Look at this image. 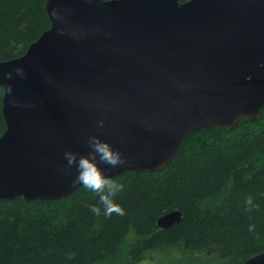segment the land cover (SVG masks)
Returning <instances> with one entry per match:
<instances>
[{
	"label": "water",
	"instance_id": "1",
	"mask_svg": "<svg viewBox=\"0 0 264 264\" xmlns=\"http://www.w3.org/2000/svg\"><path fill=\"white\" fill-rule=\"evenodd\" d=\"M50 26L0 62V201L49 202L83 187L64 153L96 136L158 172L186 138L264 109V0H45ZM21 71L17 72L16 69ZM103 121V126L98 122ZM179 210L160 216L169 229ZM241 264H264V251Z\"/></svg>",
	"mask_w": 264,
	"mask_h": 264
},
{
	"label": "trees",
	"instance_id": "2",
	"mask_svg": "<svg viewBox=\"0 0 264 264\" xmlns=\"http://www.w3.org/2000/svg\"><path fill=\"white\" fill-rule=\"evenodd\" d=\"M44 1L0 0V62L22 56L49 28ZM113 180L123 215L93 212L103 205L84 186L57 201H0V264H137L153 252L189 259L213 249L217 264H241L264 251V109L255 121L192 133L161 171ZM172 210L179 223L157 227Z\"/></svg>",
	"mask_w": 264,
	"mask_h": 264
},
{
	"label": "clouds",
	"instance_id": "3",
	"mask_svg": "<svg viewBox=\"0 0 264 264\" xmlns=\"http://www.w3.org/2000/svg\"><path fill=\"white\" fill-rule=\"evenodd\" d=\"M16 71L20 72L21 69L17 68ZM103 123V121L98 122L101 127ZM88 147L90 150L86 155L71 150L64 153L67 165L75 166L77 170L73 183L81 184L98 195L99 203L103 205V209L93 205L92 211L96 214L99 215L103 211L105 215H111L113 212L123 215L124 209L114 201V197L121 190L122 185L107 177L100 167V163L113 167L123 163L122 154L111 144L96 136L88 138Z\"/></svg>",
	"mask_w": 264,
	"mask_h": 264
},
{
	"label": "rangeland",
	"instance_id": "4",
	"mask_svg": "<svg viewBox=\"0 0 264 264\" xmlns=\"http://www.w3.org/2000/svg\"><path fill=\"white\" fill-rule=\"evenodd\" d=\"M199 254V257L194 258H185L179 252L174 250L166 252H153L150 253V257L143 262L137 264H217L218 261L213 260L214 255L216 254V249L211 251H202Z\"/></svg>",
	"mask_w": 264,
	"mask_h": 264
}]
</instances>
